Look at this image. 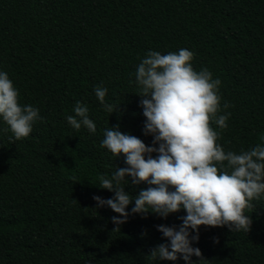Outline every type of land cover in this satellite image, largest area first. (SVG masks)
I'll list each match as a JSON object with an SVG mask.
<instances>
[{
    "label": "trees",
    "instance_id": "16d2710c",
    "mask_svg": "<svg viewBox=\"0 0 264 264\" xmlns=\"http://www.w3.org/2000/svg\"><path fill=\"white\" fill-rule=\"evenodd\" d=\"M180 49L194 54V70L221 81L218 115L231 116L224 130L213 121L217 142L236 153L264 146V0H0V71L20 105L43 118L20 141L0 118V264H186L148 258L168 243L157 226L179 228L183 210L166 220L133 215V201L114 232L118 214L93 199L113 198L100 177L128 167L101 147L105 129L119 125L153 146L137 96L139 63L150 51ZM98 86L115 113L99 103ZM77 101L95 134L67 122ZM126 179L133 197L152 187ZM251 203V231L201 227L192 246L202 258L192 264H264V195Z\"/></svg>",
    "mask_w": 264,
    "mask_h": 264
},
{
    "label": "clouds",
    "instance_id": "9594fccd",
    "mask_svg": "<svg viewBox=\"0 0 264 264\" xmlns=\"http://www.w3.org/2000/svg\"><path fill=\"white\" fill-rule=\"evenodd\" d=\"M193 59L191 51L180 49L167 54L150 51L141 60L135 73L137 96L146 118L144 135L153 137V146L121 132L119 125L105 129L101 147L117 158L123 155L128 167H117L111 178L100 177L99 188L113 192V198L93 197L98 207L107 206L118 214L112 217L114 232L127 223L133 201V215L152 213L166 220L183 210L186 215L179 228L157 226L168 243L157 245L148 258L175 262L182 257L186 264H192L193 256L202 258L200 249L192 246L199 241L201 227L227 226L232 232L249 233L252 220L245 212L253 207L251 201L264 195V146L236 153L226 152L217 142L219 133L211 125L214 121L219 129H226L231 113L218 115L221 81L207 68L194 70ZM107 91L98 86L95 95L106 112L115 113L118 109L105 100ZM230 106L225 102L223 108ZM73 112L67 116L73 129L83 126L96 133L87 106L77 101ZM0 118L17 141L29 137L33 123L43 120L39 109L20 105L18 90L2 71ZM127 177L133 185L152 187L133 197L122 186H128Z\"/></svg>",
    "mask_w": 264,
    "mask_h": 264
}]
</instances>
